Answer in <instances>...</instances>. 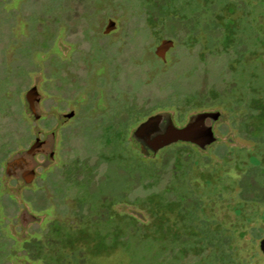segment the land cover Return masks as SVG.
Segmentation results:
<instances>
[{
	"label": "rangeland",
	"instance_id": "rangeland-1",
	"mask_svg": "<svg viewBox=\"0 0 264 264\" xmlns=\"http://www.w3.org/2000/svg\"><path fill=\"white\" fill-rule=\"evenodd\" d=\"M234 1L0 0V264H212L210 246L181 240L202 222L225 235L246 228L232 238L233 264H264V173L246 172L250 155L264 163V142L225 109L230 84L260 81L247 74L264 60V11L261 0ZM162 39L173 41L164 59L154 53ZM198 95L220 96L202 105ZM201 111L219 114L204 120L209 144L148 151L132 138L150 115L167 112L182 127ZM114 127L127 131L124 146L111 148ZM50 132L49 161L36 154L26 181L6 171ZM187 159L202 222L178 226L171 195L163 204L158 193ZM238 211L254 216L243 224Z\"/></svg>",
	"mask_w": 264,
	"mask_h": 264
},
{
	"label": "trees",
	"instance_id": "trees-1",
	"mask_svg": "<svg viewBox=\"0 0 264 264\" xmlns=\"http://www.w3.org/2000/svg\"><path fill=\"white\" fill-rule=\"evenodd\" d=\"M236 2V5L239 6L240 2L239 0L234 1ZM243 2V0H241ZM262 2V3H261ZM257 4V2L255 3ZM259 4L262 6L259 12L260 14L264 11V4L263 0L259 2ZM244 2L242 6L243 7ZM204 6H200L199 13L204 12L203 11ZM251 19V18H250ZM249 20V16H245V21L247 22ZM251 21V20H250ZM228 23V22H227ZM251 23V22H250ZM217 25V23H215ZM261 36L259 40L260 44L264 43V30H261ZM262 56V54H261ZM264 60L262 58L261 64H258L255 66V70L250 71L247 75L249 78H256L259 77L260 81L258 83H253L247 81L245 85L243 86H237L236 83L230 84L225 89V109L228 111L230 117H236L238 122V127L243 130L246 134V136L250 139H254L258 142H264ZM232 70V68H231ZM249 93V94H248ZM199 96V95H198ZM220 95L214 97L212 100L211 98L205 99L203 96L195 97V99H199L202 101V105H205V103H208L209 100L211 102L218 101ZM207 98V97H206ZM188 100V99H187ZM220 102V101H219ZM256 118L258 119V122L256 125L251 126L250 119ZM112 137L110 139V142L112 143V146H124L125 138L127 136V131H123L121 128H112ZM114 144V145H113ZM120 155V154H118ZM121 157V155H120ZM185 167H175V172H173L170 182L168 185H166L165 189L163 188L160 190L159 198L163 204H166L165 199L167 198V195H171L172 200L170 203L174 205L175 209L177 210V225L179 226H185L193 223L194 221L202 222V220L199 218V213L201 212V207L198 209V215H194V209H193V196L196 194L194 184L192 183L190 177L188 176L190 173V166L193 164L188 159L186 160ZM247 164L249 165L246 172H252V170L264 173V163H261L259 161L257 155H250L247 159ZM179 171H181V174H179ZM179 175V176H176ZM150 180H153V178H149ZM208 189L211 188L213 184L210 182H207ZM215 187V186H214ZM244 188V187H243ZM214 189V188H213ZM245 189V188H244ZM216 193V192H215ZM199 197L201 195L196 194ZM215 196L218 197L216 194ZM197 197V196H196ZM241 198L244 200H248V196L241 194ZM256 198V197H255ZM238 211V219L241 221V223H248L251 218L254 216V213H239ZM262 218L264 217V214L261 215ZM199 234L197 233H188L186 235H182V242L183 244H189L191 245L194 243V245L197 246L199 250H203L206 246H210L211 253L213 255V258L211 259L212 264H233L235 262L234 258V250L235 248L232 245V238L237 233L238 236H243L247 229L244 227H241L240 229H231L230 233L225 235L223 233V230L215 228L210 229L208 227H205V224L202 222V226L198 228ZM256 234V232H253ZM178 234L177 236H179ZM177 236L170 237L173 242H176L177 240H180ZM200 252V251H199Z\"/></svg>",
	"mask_w": 264,
	"mask_h": 264
},
{
	"label": "water",
	"instance_id": "water-1",
	"mask_svg": "<svg viewBox=\"0 0 264 264\" xmlns=\"http://www.w3.org/2000/svg\"><path fill=\"white\" fill-rule=\"evenodd\" d=\"M114 28V22L108 20L104 33ZM173 46L171 39H162L155 47L156 56L164 59L165 52ZM27 103L32 113H37L38 95L35 88H31L26 95ZM217 111H201L188 117L187 122L182 127H176L171 122L169 113L161 112L148 116L140 122L132 132V138L148 151H153L157 147L175 140H188L200 145L209 144L215 141L211 126H204V120L209 118L214 121L218 118ZM54 145V133L50 132L43 140H35L26 149L18 151L7 161V169L20 168L23 170V180L33 173V167L36 165L33 157L36 154H43L47 160H50ZM24 164H26L24 166ZM28 219L36 220V217L29 213H24ZM260 250L264 253V238L259 242Z\"/></svg>",
	"mask_w": 264,
	"mask_h": 264
},
{
	"label": "flooded vegetation",
	"instance_id": "flooded-vegetation-1",
	"mask_svg": "<svg viewBox=\"0 0 264 264\" xmlns=\"http://www.w3.org/2000/svg\"><path fill=\"white\" fill-rule=\"evenodd\" d=\"M25 165H26V164H24V166H25ZM16 172H17L18 175H19L18 177H21V178L23 177V170H22V169L17 168V169H16ZM263 238H264V237H263Z\"/></svg>",
	"mask_w": 264,
	"mask_h": 264
}]
</instances>
